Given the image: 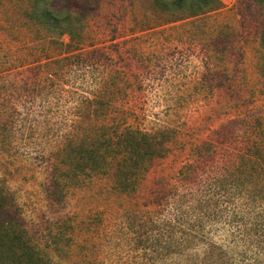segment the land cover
Masks as SVG:
<instances>
[{
    "label": "rangeland",
    "instance_id": "1",
    "mask_svg": "<svg viewBox=\"0 0 264 264\" xmlns=\"http://www.w3.org/2000/svg\"><path fill=\"white\" fill-rule=\"evenodd\" d=\"M216 1L187 16L157 0H90L84 40L67 52L31 27L29 0H0V187L24 239L52 264H208L206 240L172 235L176 210L190 206L185 193L213 195V178L229 186L233 173L242 188L264 162V2ZM89 117L172 133L137 192L114 189L113 166L55 184L65 135ZM211 144L214 158L184 184L180 169ZM204 229L223 240L213 222Z\"/></svg>",
    "mask_w": 264,
    "mask_h": 264
},
{
    "label": "trees",
    "instance_id": "2",
    "mask_svg": "<svg viewBox=\"0 0 264 264\" xmlns=\"http://www.w3.org/2000/svg\"><path fill=\"white\" fill-rule=\"evenodd\" d=\"M82 1L80 8H74L71 4L75 0H29L26 16L31 27L39 30V35H44V38L59 43L61 47L65 46L67 52H72L78 50L80 42L84 40V23L91 12L88 4L90 0ZM157 1L167 10H184L187 16L212 11L219 5V1L213 3L212 0ZM64 35L70 37L67 44L61 40ZM262 45L264 47V35ZM111 109L106 104L107 112L111 113ZM92 111L97 110L92 108ZM72 126L71 132L65 135V144L57 152L52 174L55 184L61 187H67L71 184L69 181L77 186L86 177L91 179L106 173L113 166L114 189L119 194L131 195L138 191L154 162L171 151V132L144 131L129 125L126 120L115 124L106 118L89 117L84 124L79 119L73 121ZM213 146L211 144L209 148ZM202 148L201 146V150ZM214 151V148L212 151H204L203 155L201 151L199 157L198 152L195 153L193 160L180 169L179 174L184 184L195 181L199 168H204L207 161L214 158ZM205 154L209 156L204 157ZM261 158L264 160L263 156ZM260 162L254 165L256 172L252 176H258L253 181L247 180L246 170L244 175L241 169L235 168V171H240L245 176L246 185H242V188L233 184L235 179L240 178V175L235 178L237 174L233 173L234 180L229 186L225 176L213 178V183L208 185V191L214 190L213 195L201 194L202 191L198 194V189L197 192L185 193L188 196L186 203L190 206H186L181 212L176 210L172 235L181 233L184 238L189 230L188 242L195 237L206 240L203 250L206 255L205 263L248 264L251 261L254 264H264V162ZM252 183L254 188L251 190ZM9 199L0 187V264H52L51 260L38 253L24 239L26 230L13 212L14 204ZM207 220L221 227L219 232L223 233L224 238L220 244L204 237L209 233L204 229ZM195 229H198L196 233ZM185 248L186 246L179 247L173 252L186 254L182 253ZM233 249H237L236 254L230 252ZM202 261L203 257L199 264Z\"/></svg>",
    "mask_w": 264,
    "mask_h": 264
}]
</instances>
